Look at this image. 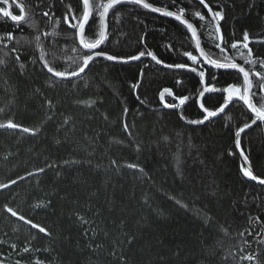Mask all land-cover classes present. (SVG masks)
<instances>
[{"label":"trees","instance_id":"16d2710c","mask_svg":"<svg viewBox=\"0 0 264 264\" xmlns=\"http://www.w3.org/2000/svg\"><path fill=\"white\" fill-rule=\"evenodd\" d=\"M39 1L48 16L55 12L59 21L69 6L79 8V0H54V9H45L47 0ZM145 1L171 11L183 7L205 52L221 58L213 43L214 28L208 26L210 16L198 0ZM206 3L214 11L223 8V55L245 64L241 54L248 51L230 46L242 41L247 31L251 59H264V0ZM196 11L205 21L194 17ZM43 12L27 24L0 18V57L7 62L0 66V122L13 119L38 129L35 136L0 129V184L18 181L0 188V264H34L37 259L43 264H255L243 257L257 253L264 264V243H258L264 241V185L242 175L235 150L234 131L249 119L248 113L238 105L192 125L187 121L201 119L195 99L189 98V111L179 113L162 108L158 99L165 87L179 95L191 91L194 98L200 90L197 73L162 66L185 63V51L196 54L186 27L123 2L109 12L103 51L127 57L150 50L163 63L149 57L124 64L100 58L86 75L61 81L41 69L35 37L40 35L56 70H70L79 54L72 51L77 46L74 30L56 22L52 33L65 38L47 39ZM98 23L97 16L92 21L97 31ZM88 36L95 38L91 31ZM253 70L264 72L259 63ZM211 72L219 77L218 88L243 82L235 71ZM137 80L141 86L133 91ZM221 99L213 96L209 108ZM125 121L131 136L123 130ZM241 148L251 157L253 173L264 178V124L241 135ZM129 163L144 171L129 169ZM46 164L56 167L28 176ZM41 202L50 206L34 207ZM6 206L45 227L50 236L12 217ZM24 247L32 251L25 253Z\"/></svg>","mask_w":264,"mask_h":264},{"label":"snow or ice","instance_id":"6c2138e0","mask_svg":"<svg viewBox=\"0 0 264 264\" xmlns=\"http://www.w3.org/2000/svg\"><path fill=\"white\" fill-rule=\"evenodd\" d=\"M10 0H2L3 5H8ZM129 3L134 5H138L143 7L144 9H148L155 13H160L167 17H173L180 24L184 25L187 29V32L190 33V40L194 45V49L198 52L199 55L193 54V51H185L183 55L187 58V61L191 62V65L187 63H175V64H167L165 65L168 68L175 69H184L187 71H191L192 73H197L199 77V85L203 86L202 90L198 92V96L200 101L198 103V107L201 110L202 119H192L187 122L192 125L203 124L205 121H208L210 118L217 117L218 115L225 112V109L232 103L234 100L242 101L243 105L246 106L248 110V121L244 122L242 126H239L234 131V139H235V147L240 149V155L245 161L244 165H241V171L245 177H248L252 180H257L258 177L253 174L250 167H248V156L245 155L244 150L241 148V135L245 133L246 130L250 129L253 126H260L264 124V72H255L253 71L256 63H259L261 68L264 69V59H251L253 53L252 49L249 47L250 37L247 31L243 34L242 41H235L231 44L232 49H238V45L244 49H247V55L245 56L243 53L241 54L244 59L245 64H250L253 68H249L248 70L245 67L237 64L234 60L229 59L226 55H223L226 52V48L222 45L224 44L223 32L220 26V22L224 20V12L223 8L220 7V10L214 11L206 0H198V3L202 5L210 16V20L208 21V26L214 28V33L216 39L213 41L215 48L219 49L221 53V58H213V56L205 52L204 48L201 45V39L198 35V29L192 22H189L184 18L185 9L183 7L178 8L176 11H171L167 9H163L161 7H153L152 4L145 2V0H128ZM123 3V0H106V2H101V0H79V8L73 9L71 6L67 8L65 13L63 14V22L67 25V27L71 30H74V39L77 40V46L72 49L73 52H79V54L72 58V65L69 69H65L64 71L56 70L52 65L51 61L47 59V53L43 49L41 44V37L37 35L35 37L37 47L40 48L39 55L37 57V61L40 64L42 70H45V74H50V78H60L61 81H70L71 78H79L81 74H87L88 71H91V65L96 62L97 59H105L107 61L113 62H121L128 63L131 61H138L146 54L148 57H151L152 61H155L157 64L163 63L158 57L150 50H142L136 55H131L127 57H120L116 55H111L103 51L102 45L105 42L107 37V24L106 19L109 15L110 10H114L117 5ZM173 4H175V0H173ZM15 7L19 10V14H13L12 10L9 7L0 6V15L4 18L9 19L14 24H20L24 22L28 23V19L25 15V5L23 3H15ZM43 15L47 16L48 12H44ZM194 17L198 18L199 21H205V15H203L200 11H196L193 13ZM98 16V31L97 28L92 25V21ZM70 18V19H69ZM59 23V20L57 21ZM91 31L95 38H89L88 32ZM55 32V30H54ZM45 37L49 35V33H43ZM7 39L10 41L13 39L11 33L8 34ZM141 42H143V37L141 38ZM7 47V45H4ZM13 52L16 51L15 48L12 49ZM7 53H5V56ZM16 61L19 62V55L15 57ZM6 60L0 57V66H6ZM201 65H207V68L201 67ZM23 65H21V68ZM147 67V65H145ZM234 69L238 70L240 74L243 76L242 84L230 83L227 86L218 88L215 86V83L218 82L215 73L211 72V69ZM206 73L209 76V80L206 82ZM143 73L141 72V76ZM254 76L256 78L255 83L253 79L250 78ZM141 80H137L136 83L131 85V89L136 91L141 86ZM254 89H256L254 91ZM39 91V90H37ZM222 93V102L219 103L217 107L214 109H210L205 106V101L208 98V95ZM207 94V95H206ZM165 95L174 97V93L170 88H163V90L159 93L160 100L163 101ZM138 100L140 99L139 95L136 97ZM189 101V97L186 95H182L179 97V103L184 105ZM195 102V100H193ZM46 105L49 109H52L53 103L51 100L46 101ZM167 108H176L177 105L175 103L165 104ZM2 111V110H0ZM129 112L128 108L123 109V113L126 116ZM183 119V117H181ZM47 119L51 120L52 117L48 116ZM64 125L69 123L68 119L65 118L63 121ZM123 130L129 136H131L130 126L125 121L123 122ZM0 129L5 130H19L22 133H28L33 136L37 134L38 129L29 128L22 124L14 122L13 119H9L6 122H0ZM139 147V146H138ZM65 164L76 163L75 161H65ZM112 165L117 166V162L112 160ZM129 169H139L140 172H143L144 169L141 168L136 163H129L126 165ZM56 167L55 164H46L45 167H41L36 169L35 172H29L28 176H34L36 174H44L48 169H54ZM59 174V173H58ZM24 177H19V180H23ZM17 180H11L9 183L0 184V188L7 189L11 185H16ZM259 183L264 184V179L259 180ZM147 202V201H146ZM179 203V201H177ZM50 206L49 203L41 202L37 205H34L35 208L46 209ZM6 211L11 214L12 217H17L18 220L23 221L25 224L30 225L32 229H38L39 233H43L45 236H50V232L46 230L45 227L40 224L34 223L31 219H26L23 215H19L16 210L11 207L6 206ZM78 215V214H77ZM82 223H88V221L84 220L82 217H79ZM251 234V233H250ZM241 236L244 235L243 232L240 233ZM132 239H129V243L132 242ZM258 243H264V241H259ZM11 247L15 249L17 246L12 244ZM23 251L28 253L32 251L29 247H24ZM38 251V250H37ZM123 259V258H122ZM245 260L255 261V264H261L259 260V253L255 255H248L243 257ZM16 264H20V261H17ZM34 264H43V261L37 259Z\"/></svg>","mask_w":264,"mask_h":264},{"label":"flooded vegetation","instance_id":"af4514ba","mask_svg":"<svg viewBox=\"0 0 264 264\" xmlns=\"http://www.w3.org/2000/svg\"><path fill=\"white\" fill-rule=\"evenodd\" d=\"M23 3L24 5H25V15H26V17H27V19H31V20H33L34 18H36L37 16L36 15H40V12H42V11H44L45 12V10H44V7L42 6V4L40 3V1L39 0H10V2H9V4L8 5H3V3H2V0H0V6H3V7H9L11 10H12V12H13V14H19V10L15 7V3ZM47 2H48V8L46 7L45 9H54V0H47ZM32 3H33V5H32ZM36 11H35V10ZM34 10V11H33ZM43 12V13H44ZM42 13V14H43ZM51 17H49L48 15L47 16H45V15H43V17H45L46 18V23L48 24V26H47V30H48V32L47 33H49V35L47 36V39H49V38H58V39H60V40H63L65 37L63 36V35H56V34H54V33H52V27H55L56 25V20H58V19H60L58 16H56V14H55V12H52L51 14ZM0 18H4L2 15H0ZM53 18L55 19V20H53ZM7 19V18H6ZM7 20H9V19H7ZM10 21V20H9ZM12 23H14V22H12ZM22 23V22H21ZM31 23V22H30ZM59 26H61V27H67V25L63 22V20H61V21H59ZM63 24V25H62ZM68 28V27H67ZM69 29V28H68ZM71 30V29H70ZM44 36V35H43ZM45 37V36H44ZM76 43H77V40H76ZM250 44V43H249ZM247 50V49H246ZM248 51V50H247ZM253 59V58H252ZM185 63H187V64H189V65H191V62L190 61H187V58H186V61H185ZM239 64V63H238ZM240 65V64H239ZM241 66H243V67H245V69L246 70H248L249 68V66H246V64H241ZM201 67H204V68H207L208 66L207 65H201ZM169 70H174V71H179V72H184V73H191V71H187V70H184V69H169ZM212 70H215V71H218L217 69H214V68H212ZM254 71V70H253ZM236 72V71H235ZM237 73H239V72H237ZM239 75H241V77H242V79H243V76H242V74H240L239 73ZM216 77H217V81L218 82H213V83H215V86L217 85L216 83H219V80H218V75L216 74ZM250 78L251 79H253V82L255 83V81H256V78L254 77V76H251L250 75ZM179 79V78H178ZM178 79H176L175 80V83H177V85H179L180 84V82H179V80ZM205 79H206V82L209 80V76H208V74L206 73V77H205ZM202 87L203 86H199V88H200V90H202ZM216 87H219V85L218 86H216ZM199 90V91H200ZM256 89H254V91H255ZM192 92L191 91H189L188 92V94H186V96H188L189 98H191V99H195V104H196V107H197V109H198V111H199V113L201 114V110L199 109V107H198V94L196 95V97L194 98V95H192L191 94ZM207 95V94H206ZM218 95H223L222 93H216V94H211V95H208V98H207V100L205 101V106L206 107H210V106H208L211 102H212V99H213V96H218ZM180 96H182L181 94L179 95V92L178 91H175V93H174V97H172V96H165L164 97V103L165 104H171V103H175L176 105H177V107L176 108H170V109H166V110H175V111H177L178 113L179 112H183V111H185V110H188L189 111V106L191 105V101H190V99H189V101L188 102H186L184 105H181L180 103H179V97ZM222 100V99H221ZM160 102V101H159ZM207 104V105H206ZM160 105H161V103H160ZM238 105H241V106H243L244 107V109L246 110V112L248 113V110L246 109V107L243 105V102L242 101H236V100H234L232 103H230L229 104V106L225 109V112L224 113H222L221 115H219L218 117H220V116H222L223 114H225L227 111H228V109L230 108V107H234V106H238ZM218 106V105H217ZM217 106H213L212 108H210V109H214L215 107H217ZM165 109V108H164ZM218 117H216V118H218ZM201 119H202V114H201ZM215 119V118H214ZM209 120H213V119H209ZM208 120V121H209ZM207 121V122H208ZM248 121V120H247ZM206 123V122H205ZM243 134V133H242ZM235 150H236V153H237V155L239 156V170H240V172L242 173V171H241V165H243V163H242V159H241V155H240V149H237L236 147H235ZM263 155H264V149H263ZM248 162H249V164H250V166H251V169H252V160H251V157L250 156H248ZM252 171H253V169H252ZM242 175H243V173H242ZM244 176V175H243ZM247 178V177H246ZM262 179H264V178H262Z\"/></svg>","mask_w":264,"mask_h":264},{"label":"water","instance_id":"95a60500","mask_svg":"<svg viewBox=\"0 0 264 264\" xmlns=\"http://www.w3.org/2000/svg\"><path fill=\"white\" fill-rule=\"evenodd\" d=\"M106 2V1H105ZM123 2H128V0H123ZM145 2H147V1H145ZM129 3V2H128ZM148 3V2H147ZM154 7V6H153ZM147 11H149V12H151V13H154V14H156V15H159V16H163V17H167V16H164V15H162V14H160V13H155V12H152V11H150V10H148V9H146ZM167 18H170V19H172V20H174V21H176L173 17H167ZM177 23H179L178 21H176ZM106 24H107V19H106ZM180 24V23H179ZM182 25V24H181ZM184 26V25H183ZM185 27V26H184ZM106 32H107V29H106ZM195 52H196V50H195ZM196 54L197 55H199L198 54V52H196ZM146 57H148L147 55H145L144 57H142V58H146ZM141 58V59H142ZM149 58H151V57H149ZM102 59V58H101ZM109 62H112V63H121V62H113V61H109ZM131 62H135V61H131ZM131 62H128V63H131ZM121 64H124V63H121ZM162 66H164V67H166L165 65H162ZM166 68H168V67H166ZM168 69H175V68H168ZM220 70H222V71H236V72H238V70H234V69H228V70H223V69H220ZM82 75V74H81ZM71 79H74V78H71ZM160 93V92H159ZM165 96H168V95H165ZM158 99H159V101H160V103H161V107L162 108H165V109H170V108H167V107H165L164 105H165V103H164V101H161L160 100V97H159V94H158ZM199 101H200V98L198 97V103H199ZM246 107V106H245ZM247 109V108H246ZM221 115V114H220ZM219 116V115H218ZM217 116V117H218ZM214 118H216V117H214ZM214 118H210V119H214ZM205 122H207V121H205ZM204 122V123H205ZM241 159H242V163H243V165L245 164V161L243 160V158L241 157ZM248 167H250V169H251V166H250V164H249V162H248V165H247ZM252 170V169H251ZM253 172V171H252ZM254 174V173H253ZM255 175V174H254ZM248 178V177H247ZM259 180L260 179H257V180H252L251 179V181H253L254 183H256V184H258V185H264V184H261V183H259Z\"/></svg>","mask_w":264,"mask_h":264}]
</instances>
